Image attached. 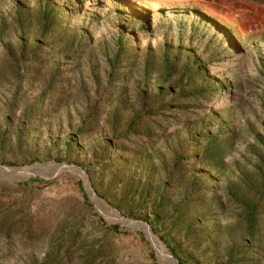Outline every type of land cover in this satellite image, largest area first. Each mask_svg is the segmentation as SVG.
<instances>
[{
    "label": "rangeland",
    "instance_id": "rangeland-1",
    "mask_svg": "<svg viewBox=\"0 0 264 264\" xmlns=\"http://www.w3.org/2000/svg\"><path fill=\"white\" fill-rule=\"evenodd\" d=\"M241 1L0 0V264H264Z\"/></svg>",
    "mask_w": 264,
    "mask_h": 264
},
{
    "label": "trees",
    "instance_id": "trees-1",
    "mask_svg": "<svg viewBox=\"0 0 264 264\" xmlns=\"http://www.w3.org/2000/svg\"><path fill=\"white\" fill-rule=\"evenodd\" d=\"M261 2H263L264 0H260ZM33 181H37V182H47V180L42 179V178H33ZM111 230L115 231V232H121V228L118 224H114L110 226ZM172 254L178 259V261L181 264H185V261L178 255L177 250L175 248H170Z\"/></svg>",
    "mask_w": 264,
    "mask_h": 264
},
{
    "label": "crops",
    "instance_id": "crops-1",
    "mask_svg": "<svg viewBox=\"0 0 264 264\" xmlns=\"http://www.w3.org/2000/svg\"><path fill=\"white\" fill-rule=\"evenodd\" d=\"M168 1H178L180 3L182 2H186L187 4H194V5H200L201 7H203L204 10H206V2H214V0H168ZM241 0H233L234 4H238L241 3Z\"/></svg>",
    "mask_w": 264,
    "mask_h": 264
}]
</instances>
